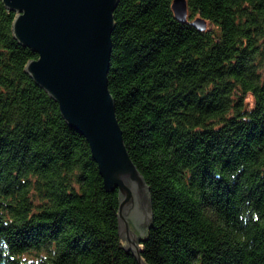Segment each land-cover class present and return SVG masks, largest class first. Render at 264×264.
<instances>
[{"label": "trees", "instance_id": "trees-1", "mask_svg": "<svg viewBox=\"0 0 264 264\" xmlns=\"http://www.w3.org/2000/svg\"><path fill=\"white\" fill-rule=\"evenodd\" d=\"M172 1L113 10L107 88L151 196L141 260L264 264V0H186L184 22ZM15 14L0 0V264H139L118 191L25 70Z\"/></svg>", "mask_w": 264, "mask_h": 264}, {"label": "water", "instance_id": "water-1", "mask_svg": "<svg viewBox=\"0 0 264 264\" xmlns=\"http://www.w3.org/2000/svg\"><path fill=\"white\" fill-rule=\"evenodd\" d=\"M16 12L12 31L36 54L25 65L56 101L68 125L87 140L107 191H118V233L139 261V244L152 221L149 189L124 145L107 88L118 0H2ZM177 20L186 21V0H173ZM199 30L202 17L189 21Z\"/></svg>", "mask_w": 264, "mask_h": 264}, {"label": "rangeland", "instance_id": "rangeland-1", "mask_svg": "<svg viewBox=\"0 0 264 264\" xmlns=\"http://www.w3.org/2000/svg\"><path fill=\"white\" fill-rule=\"evenodd\" d=\"M247 100H251V98L248 96V97H247Z\"/></svg>", "mask_w": 264, "mask_h": 264}]
</instances>
